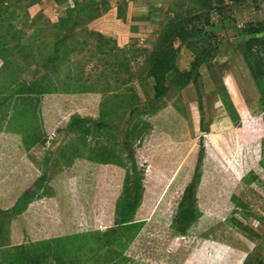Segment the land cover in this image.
I'll return each mask as SVG.
<instances>
[{
	"label": "rangeland",
	"instance_id": "obj_1",
	"mask_svg": "<svg viewBox=\"0 0 264 264\" xmlns=\"http://www.w3.org/2000/svg\"><path fill=\"white\" fill-rule=\"evenodd\" d=\"M198 7L0 0V264H200L213 240L244 248L243 264L264 258V81L245 46L264 38L248 33L264 0L211 12L197 47L210 58L196 70L177 40L178 70L197 79L170 72L156 100L147 58L170 19ZM136 174L139 204L120 221ZM188 185L198 218L183 232Z\"/></svg>",
	"mask_w": 264,
	"mask_h": 264
},
{
	"label": "trees",
	"instance_id": "obj_2",
	"mask_svg": "<svg viewBox=\"0 0 264 264\" xmlns=\"http://www.w3.org/2000/svg\"><path fill=\"white\" fill-rule=\"evenodd\" d=\"M195 1L199 4L198 10L190 12L184 17L171 18L162 34L159 46L153 50L149 58H147L150 64L148 74L153 77L155 81L154 96L156 100H161L169 90V83L172 82L171 80H168V74L170 72H175V82L177 81V83L180 81H182L181 83H188L197 79L198 72L193 75V70H196L199 65L210 58V49L207 46H204L201 51H199L197 47L209 34L206 30V26L211 24V12L213 10L223 11L228 1L232 3H240L245 0ZM263 31L264 24L259 26L250 24V27L248 28L249 34L261 33ZM177 40L181 41V43L185 44L195 53L193 70H178L176 59L179 48L175 46ZM245 43L248 66L257 84L262 85V81H264V56H262L260 51L255 50V47L258 44H263L264 38L251 36V38ZM44 91L45 88L40 85H32L29 89L30 93L41 94ZM73 126L74 123H71V127ZM135 172H137L136 169ZM131 179L132 178L129 176L128 180L130 181ZM133 179V187L130 188L128 183L126 186V195L120 210V221L129 220L132 212L137 209L140 201V178L136 174ZM192 188L191 185H188L185 188L184 196L179 202L177 223L178 229L183 232L198 218L195 195L191 192ZM54 241L58 243V246L55 247L56 250H58L59 242H61V240L55 238L52 242L54 243ZM256 264H264L263 258L257 259Z\"/></svg>",
	"mask_w": 264,
	"mask_h": 264
},
{
	"label": "crops",
	"instance_id": "obj_3",
	"mask_svg": "<svg viewBox=\"0 0 264 264\" xmlns=\"http://www.w3.org/2000/svg\"><path fill=\"white\" fill-rule=\"evenodd\" d=\"M226 250L228 251L225 256L224 253ZM243 250L244 248L240 246L236 248L227 247L223 245L222 243H219L218 241H214V240L211 242L206 241V244L204 245V249H203V254H201L202 258L201 256L199 257L201 259L200 264L208 263L209 261H212L214 257H215V260H214L215 264H243L246 255L249 253L247 252L246 254V252H244ZM227 259H228V262H226ZM212 263L214 262H209V264H212Z\"/></svg>",
	"mask_w": 264,
	"mask_h": 264
}]
</instances>
